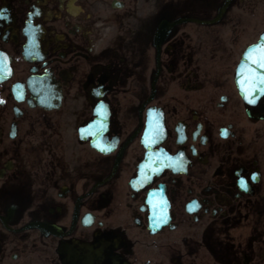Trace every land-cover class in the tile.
I'll use <instances>...</instances> for the list:
<instances>
[{
    "label": "flooded vegetation",
    "instance_id": "af4514ba",
    "mask_svg": "<svg viewBox=\"0 0 264 264\" xmlns=\"http://www.w3.org/2000/svg\"><path fill=\"white\" fill-rule=\"evenodd\" d=\"M263 31L264 0H0V264H264Z\"/></svg>",
    "mask_w": 264,
    "mask_h": 264
},
{
    "label": "water",
    "instance_id": "95a60500",
    "mask_svg": "<svg viewBox=\"0 0 264 264\" xmlns=\"http://www.w3.org/2000/svg\"><path fill=\"white\" fill-rule=\"evenodd\" d=\"M261 51H264V33L244 52L236 71L239 93L251 103L264 94V65L256 62Z\"/></svg>",
    "mask_w": 264,
    "mask_h": 264
},
{
    "label": "snow or ice",
    "instance_id": "6c2138e0",
    "mask_svg": "<svg viewBox=\"0 0 264 264\" xmlns=\"http://www.w3.org/2000/svg\"><path fill=\"white\" fill-rule=\"evenodd\" d=\"M256 62H259L262 65H264V51H261V54L257 57V61ZM241 186L242 187L245 186L243 181H241Z\"/></svg>",
    "mask_w": 264,
    "mask_h": 264
}]
</instances>
